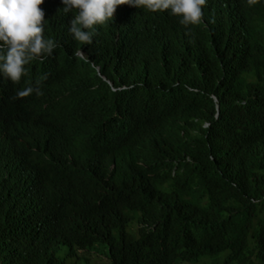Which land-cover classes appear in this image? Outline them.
<instances>
[{"label":"trees","instance_id":"1","mask_svg":"<svg viewBox=\"0 0 264 264\" xmlns=\"http://www.w3.org/2000/svg\"><path fill=\"white\" fill-rule=\"evenodd\" d=\"M40 7L53 54L0 74V264H264V0L120 5L88 45Z\"/></svg>","mask_w":264,"mask_h":264},{"label":"clouds","instance_id":"2","mask_svg":"<svg viewBox=\"0 0 264 264\" xmlns=\"http://www.w3.org/2000/svg\"><path fill=\"white\" fill-rule=\"evenodd\" d=\"M63 11L73 9L76 14L70 19L69 32L82 45L92 43L96 25H104L113 19L117 6L128 4L146 8L152 12L170 10L172 15L181 17L184 26L199 25L203 19L206 0H61ZM259 0H247L249 6ZM44 0H0V74L13 84H19L27 75L25 66L34 60L41 63L53 54L57 43L44 36V10L40 7ZM214 23V18L210 19ZM74 55L84 58L81 49ZM47 74L39 77L33 86L15 92L12 99H23L33 93L43 95L40 85Z\"/></svg>","mask_w":264,"mask_h":264},{"label":"rangeland","instance_id":"3","mask_svg":"<svg viewBox=\"0 0 264 264\" xmlns=\"http://www.w3.org/2000/svg\"><path fill=\"white\" fill-rule=\"evenodd\" d=\"M67 251V247H63L59 256L64 259ZM85 256H87L85 259L69 258L66 260V264H110V261L107 259V249L103 245H99V247L95 250V253L91 255L86 254Z\"/></svg>","mask_w":264,"mask_h":264}]
</instances>
